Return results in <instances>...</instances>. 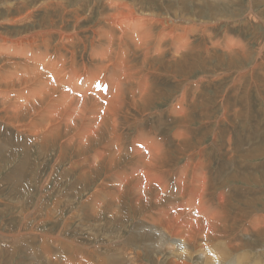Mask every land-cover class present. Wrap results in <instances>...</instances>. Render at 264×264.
Instances as JSON below:
<instances>
[{
  "label": "rangeland",
  "instance_id": "1",
  "mask_svg": "<svg viewBox=\"0 0 264 264\" xmlns=\"http://www.w3.org/2000/svg\"><path fill=\"white\" fill-rule=\"evenodd\" d=\"M9 1L12 2L5 4L6 0H0V49L4 48L0 50L1 70L9 65L4 60L13 61L6 56L5 48L10 52L14 45L3 42V36L15 40L35 29L38 23L42 24L41 19L54 22V26L65 24L71 29L74 20L70 15L75 13L84 19L77 24V36L69 40L71 43L67 41V47L61 48V53L66 54L67 60L76 66L91 65L90 51L96 44L92 28L98 23V10H101L95 1L86 0L88 3L85 5L82 0H57L56 6L47 8L38 3L40 0L37 3V0ZM107 2L110 1L105 0ZM137 2L145 10L172 17L176 12L212 24H179L180 33L188 40L185 42L194 45L192 55L188 54L182 61L177 62L175 54L169 53L167 48L161 50V43L159 50L163 53L158 49L149 51V57L156 55L169 65L166 70L155 71L140 67L138 76L149 75L148 90L154 94V100L141 110L133 106L126 109L128 112L124 114L127 117H122L123 126L113 127L118 135L116 138L120 137L119 143L111 138L113 152L111 149L104 150L105 155L100 152V146L110 139V134L105 131L98 142L95 141V144H100L98 148L93 144L90 150L79 154L74 150V144L81 141L85 132L79 131L78 135L76 130L73 131L70 142L66 139L71 135L57 137L64 128L60 120L59 127L45 139L40 136L32 138L29 132L32 125L24 124L28 125L25 126L28 130L20 133L3 118L6 113L0 111V264H55V261L57 264L58 257H66L64 263L78 262L86 254L91 256L89 261L94 264H170L174 257L168 249H176L181 240L170 239L167 250L156 252V241L153 238L148 241L145 237L149 233L158 234V224L181 211L180 223L184 226L191 220L194 224L200 218L207 228L194 243L186 242L184 245L191 249V264H264V47L260 50L264 44L260 42L264 38V0ZM64 6L65 13L55 9ZM28 11H32L30 20L18 22ZM154 19L157 21L156 17ZM153 23L148 22L147 26L154 27L156 40L162 28ZM173 36V33L167 35L168 38ZM54 38L50 40L51 46L57 49L58 37ZM167 40L162 38V41ZM236 41L239 42L237 46ZM37 43L40 41L34 44ZM115 45L116 40L114 49H117L118 45ZM22 49L19 47L13 55L19 60V76L27 73L32 61L40 63V58H34L32 54L28 56L29 60H23ZM54 49H50V53ZM131 52L128 53L127 69L131 65L130 68H139L140 60H132ZM145 52L142 56H146ZM50 55L54 57L53 53ZM170 63L176 64V70ZM45 75L39 76L38 80L45 81ZM124 75L123 71L118 79ZM124 88L127 97L138 99L137 94L129 95L132 90ZM8 91L0 88V97L17 96L14 91ZM12 92L14 96L9 94ZM180 97V102L176 101ZM65 104L57 113L65 109ZM56 105L52 110L60 104L56 102ZM94 120H98V116ZM64 121L69 123V119ZM86 136L88 134L84 140ZM157 150L163 155L164 168L157 170L143 164L139 168L142 171L137 172L142 186L131 187L128 191L124 186L118 187L124 182L123 176L120 183V174L116 181L107 174L125 167L127 160H134L137 155L146 157L147 163ZM114 154L116 157L121 154L119 162H116L118 165L105 172L98 164L111 159V156L115 158ZM145 186L156 190L153 203L146 211L133 213L130 205L140 195L131 191L142 192ZM132 194L137 197L130 198ZM141 194L144 195L143 192ZM155 222H158L156 226ZM206 245L212 250L206 249ZM129 256L137 257L136 263L130 261Z\"/></svg>",
  "mask_w": 264,
  "mask_h": 264
},
{
  "label": "bare ground",
  "instance_id": "2",
  "mask_svg": "<svg viewBox=\"0 0 264 264\" xmlns=\"http://www.w3.org/2000/svg\"><path fill=\"white\" fill-rule=\"evenodd\" d=\"M68 1H70V0H68ZM93 1H95V3H97L99 5L101 10H98L99 11V18L97 19L98 23L96 25H94L92 28L93 29L92 33H93L94 39L96 40V44H94L92 50L90 51V59L92 61L90 66H86V64H82L81 66H76L73 64V61L67 60L66 54L61 53V52H63L61 50L65 46L67 47V45H66L68 43L67 41L71 40V38L74 35L77 36V34H78L77 29H76L77 24H78V22H81L82 19H84V16H81L78 13L70 15L72 17V19L74 20V23H73V26L71 29L66 28L64 26L65 24H63V26H61L60 24H59L60 26H57L58 24H56V26H54V22H49V21H48L49 23L46 21L49 24V25H46L47 23L44 22L45 19L44 20L41 19L42 24H40L41 22L38 23L39 26H37L35 29L29 30L27 33L18 36V38H16L15 40H13V39L8 40L4 36L1 39L3 42H9L10 44H14V45L11 47L12 52L11 51L9 52V50L7 48H5L6 49V56L8 57L9 60L13 59V61L9 62L7 60H4V61H6L5 64H9V65L4 66L2 68V70L0 69V88L10 90L8 92L14 91V93L17 94V96L11 97V98L0 97V111L6 113V116H4L3 118H5V120H8V123L10 124V126L13 125L15 128H17V130L20 133L28 130V128L25 126L32 125V130L29 129V132L32 133V138H34L35 136H40L44 139L46 138V136H48L50 133H52L53 131H55L59 127L58 123L61 120V121H63V127L64 128L61 127L62 129L60 130V132L57 133L58 134L57 137H62L65 135H71L68 137L65 136V137H67L66 141L70 142L73 139V134H71L73 131L76 130L78 132V135H79V131H80V133H81V131L85 132V133H82L83 136L81 137L80 142H77L75 144L72 143V145L74 144V146L76 147V148L74 147V150L76 149L75 151L78 152L79 154L82 153V151L85 152L87 150H90L92 148L93 144L95 147L98 148L100 144L99 145L95 144V141L98 142L97 139H99V136L104 131H105V133L110 134V136H109L110 139H108V142H105V144H102L100 146V152H103L104 150L113 148L112 147L113 142L111 141V138H112V140H116L117 142L120 141V137L116 138V136H118V135H116V130L113 129V127L117 126V128H119V126L123 124L122 117H127V115L124 114V113L128 112V110L126 111V109H128V107L133 106V107H136V109L141 110V108H144V106L146 107V105L152 103V101L154 100V94L152 95V92H149V90H148V79H147L148 74L147 75L142 74V77H139L138 76L140 74L139 71H141L140 70L141 68H142V70H154V71L159 70V69L166 70V68L168 67L167 66L168 63L163 62L162 59L160 61L159 60L160 57H157L156 55L149 57L148 55H150V52H149L150 50L153 52V49L154 50L158 49V51L160 52L161 50H165L167 48V51H169V53L172 52L175 54V58H177L176 60H177V62H179L181 59H184L188 54H191L192 49H194V47H193L194 45L191 42H188V43L185 42L188 40H186V37L184 36L183 33H180L179 29L181 26L179 24H181L182 26L183 25L188 26V25H192V24H201V25L204 24L205 25L206 23L212 24L210 21H204V20L202 21L201 19H197L196 17L179 15L176 12L173 15L174 17H172L168 14H162V12L160 13V12H157L155 10H151V9L145 10L141 6V4H139V2H137V0H109L110 2H107V3H105V0H93ZM11 2L12 1L6 0L5 4H10ZM37 2H38V0L36 1V3ZM38 3L41 4L43 7H46V8L56 6L58 4L57 0H40V2H38ZM82 3L86 5L88 3V1L82 0ZM73 4H75V3H73ZM201 4H203V3H201ZM36 6H37V4H36ZM32 8H33V6H32ZM65 8H66L65 6L64 7H55V9H59L61 11V13H65ZM34 9H36V7H34ZM67 10H66V12H67ZM26 13L27 14L24 17H22L21 19H19L18 22L25 20V19L27 21L30 20V17L32 16V11H28ZM45 14H46V16L47 15L52 16L51 14H48V13H45ZM65 16H66V14H65ZM65 16H63V17H65ZM59 17H60V15H59ZM154 17L157 18V21L154 19ZM67 18L68 17H66V20H67ZM8 20L13 21V22L17 21L16 19L15 20L8 19ZM66 20H65V22H66ZM100 21L103 22V25L100 24ZM148 22L149 23L156 22L155 24H157L160 28H162V31L159 32L160 34L156 40H155L156 31L154 30V27L150 26V28H149L147 26ZM192 29H194V28H192ZM195 31L197 32L196 28H195ZM187 32H188V30H187ZM168 33L169 34L173 33L174 34L173 38H168L167 37ZM188 33H190V32H188ZM198 34H200V33H198ZM54 36L58 37V39H57L58 42H57V44L55 43L57 46V49H56V47L51 46L52 42L50 40H51V38H54ZM114 37H116V39ZM263 37H264V34H263ZM162 38H164L165 40L168 39L167 42L162 41ZM114 39L116 40V45H118L117 49H114V44H115ZM263 39L264 38H262V40H260V42H264ZM38 40L40 41V44L39 43L34 44ZM155 41H156V43H154ZM168 41H169V44H168ZM240 41H241V39H240ZM159 43L162 44L161 50H159ZM235 43H236V46L239 44L238 41H236ZM55 44H53V45H55ZM153 44H155V45H153ZM167 44H168V46H167ZM164 46H167V47H164ZM19 47L23 48L21 51L23 60H25V59L29 60L28 56L31 54L34 58H40V63L38 64V63L32 61V63H31L32 65H28L29 70L27 71V73L25 75L21 74L22 76H19V74H20L19 71H21L19 69L20 64H18L19 60L14 58ZM263 47H264V44H262L261 48L259 47L260 50ZM3 49L4 48H2L0 50H3ZM31 49H32V51H31ZM50 49L51 50L54 49V52H52L54 54V57H52L50 55V54H52V53H50L51 52ZM129 51L130 52L132 51L131 52V54H133L132 60L136 59V58L138 60H140L139 68H136V67L130 68V67H132V65H131L129 67V69H127V66H128L127 63H129V61H130V59L128 58ZM144 51H146L144 53V55H146V56H142V52H144ZM72 53H71V55H72ZM161 53H163V52L161 51ZM171 55L172 54H170V56ZM211 55H212V53H211ZM216 56L218 57V55H216ZM27 62L29 63V61H27ZM159 62L161 64H158ZM170 64L174 66L173 63H170ZM41 66H42V68L40 71H43V72L39 71V67H41ZM175 66H176V64H175ZM6 68H9V70H5ZM169 70H170V68H169ZM169 70H167V71H169ZM175 70H176V67H175ZM123 71L125 72V75L123 77L121 76L122 77V78L120 77L121 79H118V77L120 76V74ZM44 73H47V75H45ZM44 75L47 76V78H45V81L42 80V82H40L38 80L39 76L43 77ZM124 86L126 88H129L130 90H132L129 93V95L133 96V95L137 94L139 96L138 99H130L131 97L130 98L127 97V94L125 93ZM63 88L66 90H64ZM113 92L115 93L114 95H113ZM9 94H13V92L9 93ZM26 94H28V96H26ZM157 94H159V93H157ZM13 96H14V94H13ZM180 100H181V97L176 101L180 102ZM56 102L60 105H58V107L55 108L56 110L55 109L52 110V108L54 106H57ZM105 103H106V106L104 107ZM64 104H65V106H64L65 109H63L61 112L57 113L58 109L60 107L62 108V106ZM142 110L144 111V109H142ZM50 112H51V114H50ZM101 113H103V114L101 115ZM96 116H98L99 121L94 120ZM65 119H69V123H68V121H64ZM35 121H38V123L35 124L34 123ZM24 124H28V125H24ZM95 126H96V129H94ZM89 132H92V134H90ZM87 134H88V136H86V139L84 140L85 135H87ZM50 136H52V135H50ZM103 137H105V136H103ZM99 142H102V141L99 140ZM186 149H188V148H186ZM111 151H112V149H111ZM121 151H122V149H121ZM262 152H264V149ZM91 155H92V153H91ZM104 155H105V153H104ZM104 155H103V157H104ZM114 156H115V154H114ZM107 158H109V157H107ZM120 158H121V154H119L117 157L115 156V158H112V156H111V159H108V160L106 159V161L104 163L100 162L98 165L103 167L105 172H108L111 169L116 168V166L118 165V163H116V162H119L118 160ZM140 158L143 160L142 163H141ZM145 158L146 157H144L143 155H137V157L134 160H127L128 164L125 167L116 168L115 170H111L107 174H109L110 177L114 179V181L117 180V177H118L117 175L120 174V179H119L120 183L122 181L121 177L123 176L124 182L122 184H119L118 187L124 186L127 190L129 189L128 191H130L131 187H134V189H135L141 185V181H139L140 178L137 175V172L142 171V169L140 170L139 168L143 164L148 165L149 168H152V167L155 168L156 167L157 170L164 168L163 167V155H162L161 151L157 150V152L155 154H153V155L151 154L147 163L144 160ZM85 160H87V159H85ZM182 180H184V179H182ZM246 180H247V178L245 179V181ZM167 182H168V180H167ZM184 182H185V180H184ZM155 191L156 190L150 186H145L144 190L142 189V192L144 193V195L141 194L142 193L141 191L140 192L139 191L138 192L137 191L136 192L131 191V193H137V195L139 194L140 197L135 199V197H137V195L132 194L130 196V198H134L135 201L133 200L134 204H131L129 209H131L133 213H137V214H139L143 211H146L145 209L148 208L149 204L153 203V199L155 197L154 196ZM105 197L106 196H104L103 199ZM111 199H112V197H111ZM93 212H94V210H93ZM182 214H183V211H181L179 214H174L173 216L170 215L167 218L165 217L166 219H164L159 224H158V222H155L154 225L156 226L158 224V226L160 227L157 229V230H159V233L158 234H156V233L150 234L149 233L148 236L145 237V239H147L148 241L151 238H153L156 241V247L157 248L154 250L155 251L158 250L159 252H163L166 249V245H168L170 239L179 238L181 240V243L176 244V247H177L176 249H172L171 247H170L171 249H168L171 252L170 253L171 256L174 257V260L172 259L173 261L169 262L170 264H191L189 262L190 258L192 256L190 254L191 252L189 251L190 248L186 249L184 247V245L186 244V242L194 243L197 240V238L202 233H204V230L207 229V228L205 229V225H203V223H202L204 220L203 219L200 220V218H198V220H196V222L194 224L192 222L193 220H191L186 226H184L183 224L180 223L181 222L180 217H182ZM218 217H221V215ZM143 218H145V217H143ZM213 220H215V219H213ZM216 221H214V222H216ZM204 224H205V222H204ZM180 240H176V241H180ZM220 242H222V240ZM223 243H224V241H223ZM171 245H175V244L172 243ZM207 245H206V247H208ZM210 245H211V243H210ZM212 245L214 246V244H212ZM199 246L197 247L198 249L200 248ZM141 247H142V245H141ZM201 247H202V245H201ZM167 248H168V246H167ZM206 249L212 250V247H210V248L208 247ZM200 250H202V248ZM155 251H153V252H155ZM229 251H231V250H229ZM136 252H137V255L139 256L140 254L138 253V251H136ZM193 252H195V251H193ZM196 252H198V250H196ZM148 253L149 252L147 251V254ZM78 254H79V252H78ZM161 254H163V253H161ZM194 254H196V253H194ZM208 254H210V252ZM85 256L86 257H84L83 260H80L78 262L70 261L69 263H64L63 260H65L66 257L64 259L58 257L57 264L58 263L62 264L60 261H62L63 264H94V263L89 261L91 256H88L87 254ZM119 256H121V254ZM67 257L72 259L70 256H67ZM130 257L131 256H129V259H130ZM240 257L241 256H239V258ZM135 258H137V257H134V256L131 257L130 261L136 263ZM194 258H195V256H194ZM124 259H125V256H124ZM162 259L163 258H161L160 261ZM122 260H123V258H122ZM197 261H198V259H197ZM231 261H233V260H230V262ZM208 262H209V260H208ZM55 264H56V261H55ZM234 264H235V262H234Z\"/></svg>",
  "mask_w": 264,
  "mask_h": 264
}]
</instances>
